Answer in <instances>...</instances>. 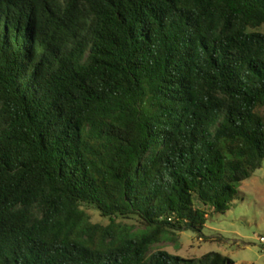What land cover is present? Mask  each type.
Wrapping results in <instances>:
<instances>
[{"label": "trees", "instance_id": "trees-1", "mask_svg": "<svg viewBox=\"0 0 264 264\" xmlns=\"http://www.w3.org/2000/svg\"><path fill=\"white\" fill-rule=\"evenodd\" d=\"M263 24L264 0H0V264H234L153 246L205 240L262 166Z\"/></svg>", "mask_w": 264, "mask_h": 264}, {"label": "rangeland", "instance_id": "rangeland-1", "mask_svg": "<svg viewBox=\"0 0 264 264\" xmlns=\"http://www.w3.org/2000/svg\"><path fill=\"white\" fill-rule=\"evenodd\" d=\"M255 30L264 33V24ZM264 114V109L262 111ZM238 194L228 211L207 218L202 237L190 230L176 235V241L163 240L153 246L185 259L199 258L214 251L228 256L234 264H264V161L262 166L240 182ZM92 222L107 223L91 207L86 209ZM139 226L134 220H127Z\"/></svg>", "mask_w": 264, "mask_h": 264}, {"label": "built area", "instance_id": "built-area-1", "mask_svg": "<svg viewBox=\"0 0 264 264\" xmlns=\"http://www.w3.org/2000/svg\"><path fill=\"white\" fill-rule=\"evenodd\" d=\"M259 242H260V243H264V237L260 236V237H259Z\"/></svg>", "mask_w": 264, "mask_h": 264}]
</instances>
